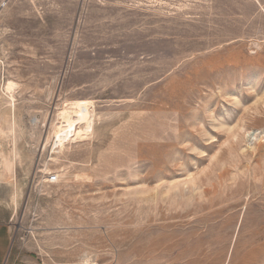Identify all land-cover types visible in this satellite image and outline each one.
I'll list each match as a JSON object with an SVG mask.
<instances>
[{
  "label": "rangeland",
  "instance_id": "obj_1",
  "mask_svg": "<svg viewBox=\"0 0 264 264\" xmlns=\"http://www.w3.org/2000/svg\"><path fill=\"white\" fill-rule=\"evenodd\" d=\"M0 225V264H264V0H0Z\"/></svg>",
  "mask_w": 264,
  "mask_h": 264
},
{
  "label": "bare ground",
  "instance_id": "obj_2",
  "mask_svg": "<svg viewBox=\"0 0 264 264\" xmlns=\"http://www.w3.org/2000/svg\"><path fill=\"white\" fill-rule=\"evenodd\" d=\"M92 120L93 116L91 112V107L77 108L69 114H64L62 118L63 127L60 128L58 131L59 142L62 143L64 140H66L70 130L73 128L74 130H76L78 126L80 127L79 130L88 131L84 125H86L87 122ZM87 264L92 263L88 262Z\"/></svg>",
  "mask_w": 264,
  "mask_h": 264
},
{
  "label": "crops",
  "instance_id": "obj_3",
  "mask_svg": "<svg viewBox=\"0 0 264 264\" xmlns=\"http://www.w3.org/2000/svg\"><path fill=\"white\" fill-rule=\"evenodd\" d=\"M10 234L4 225H0V247L2 249H8L10 246ZM2 258V257H1ZM0 258V260H1Z\"/></svg>",
  "mask_w": 264,
  "mask_h": 264
},
{
  "label": "built area",
  "instance_id": "obj_4",
  "mask_svg": "<svg viewBox=\"0 0 264 264\" xmlns=\"http://www.w3.org/2000/svg\"><path fill=\"white\" fill-rule=\"evenodd\" d=\"M58 177L56 175H52L49 179V182H56Z\"/></svg>",
  "mask_w": 264,
  "mask_h": 264
}]
</instances>
